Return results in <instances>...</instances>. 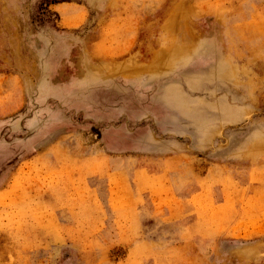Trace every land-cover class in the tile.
Returning <instances> with one entry per match:
<instances>
[{
    "label": "rangeland",
    "instance_id": "rangeland-1",
    "mask_svg": "<svg viewBox=\"0 0 264 264\" xmlns=\"http://www.w3.org/2000/svg\"><path fill=\"white\" fill-rule=\"evenodd\" d=\"M0 264H264V0H0Z\"/></svg>",
    "mask_w": 264,
    "mask_h": 264
}]
</instances>
